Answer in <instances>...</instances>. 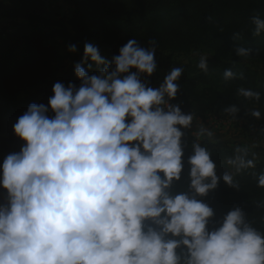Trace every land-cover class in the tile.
Instances as JSON below:
<instances>
[{
	"label": "clouds",
	"instance_id": "clouds-1",
	"mask_svg": "<svg viewBox=\"0 0 264 264\" xmlns=\"http://www.w3.org/2000/svg\"><path fill=\"white\" fill-rule=\"evenodd\" d=\"M251 23L254 36L264 34V18L256 14ZM148 44L130 39L109 60L85 43L83 61L95 72L76 64L79 87L56 82L47 105L32 103L17 119L23 144L0 165V264H264V232L241 208L209 229L214 210L198 197L217 189L220 177L200 143L191 146L187 190H174L184 172L181 128L190 129L194 117L170 103L182 68L173 67L159 88L142 80L157 71V42ZM198 67L208 71L207 57ZM223 75L237 78L230 69ZM239 95L260 100L243 87ZM251 115L261 118L260 111ZM200 135L214 133L201 128ZM235 151L229 164L255 167L246 149ZM222 179L239 188L231 173ZM258 186L264 188V174Z\"/></svg>",
	"mask_w": 264,
	"mask_h": 264
},
{
	"label": "trees",
	"instance_id": "trees-1",
	"mask_svg": "<svg viewBox=\"0 0 264 264\" xmlns=\"http://www.w3.org/2000/svg\"><path fill=\"white\" fill-rule=\"evenodd\" d=\"M140 1L69 2L72 10L67 17L66 29L61 30L47 12L44 0H0V15L4 19L0 25V165L8 154L18 152L23 144L15 135L13 125L30 104H40L39 88L48 82L51 65L60 57L56 46L59 37L67 38L66 43L75 44L78 49L69 67L61 71V82L66 87L70 82L80 86L81 81L75 75L76 64H82L90 75L95 72L96 66L91 60L83 61L85 43H95L101 56L111 60L130 39H136L141 47H149L148 41L155 40L156 52L166 58L149 78V86L159 88L173 67L182 68L181 89L170 103L179 105L184 113H192L201 119L214 114L224 120H240L255 108L252 99L242 102L238 98V83L248 82L249 75L254 73L246 67L238 69L235 64L242 57L235 49L250 46L254 50L261 46L264 34L253 35L255 26L251 17L259 14L264 18V0ZM108 22L114 25L111 27ZM237 34L239 38L234 39ZM195 48L212 52L207 58V72L198 67L199 61L194 64L177 61ZM89 65H92L91 70ZM213 69H221L223 74L230 69L237 78L210 81L208 75ZM240 71L245 74L242 79L239 78ZM19 83L37 90L21 97L15 89ZM259 94L256 108L264 121V87ZM231 105L239 108L238 114L224 111ZM183 143L184 172L175 191L187 190L190 183L188 158L193 154L192 144L200 143L206 147L217 166L220 177L217 189L205 197H198L214 210L209 229L219 226L228 212L239 207L245 212L246 220L264 232V188L258 186V177L264 174V160L254 168L237 167L239 173L233 176L239 188H233L224 183V173L219 169L218 161L223 153L221 143L199 142L189 133H185Z\"/></svg>",
	"mask_w": 264,
	"mask_h": 264
},
{
	"label": "rangeland",
	"instance_id": "rangeland-1",
	"mask_svg": "<svg viewBox=\"0 0 264 264\" xmlns=\"http://www.w3.org/2000/svg\"><path fill=\"white\" fill-rule=\"evenodd\" d=\"M47 12L51 15L53 19L58 22L59 29H66L67 17L72 10L69 2L73 3L78 0H44ZM145 0H141L140 3ZM175 1V0H174ZM4 23V19L0 15V25ZM109 26H113V22H108ZM120 27V26H118ZM65 37L57 38L56 46L59 51L60 57L57 61L53 62L51 65L50 76L48 82L39 88L40 92V103L47 105L49 97L53 93V85L56 82H61V71L69 67L72 63L76 53H72L68 50V44L66 43ZM255 47V46H254ZM251 49V54L244 56L235 65L238 69L246 67L251 71L252 75H249V81H241L238 83L239 89L246 88L254 92H258L264 87V38L261 39V46L257 49H252V47H246ZM211 57L212 52L204 48L193 49L188 56L180 57L177 61L183 64H194L200 61L201 57ZM165 56L157 53L155 55V60L157 65L165 61ZM237 69V70H238ZM241 74L242 71H240ZM245 74H243L244 76ZM210 81H222L224 75L221 69H213L208 75ZM142 80L149 85V77L142 76ZM237 84V82L235 83ZM155 85H153V88ZM15 89L19 96H25L29 93L36 91L35 88H30L26 83H19L15 86ZM239 100L242 102L247 101V98L243 96H238ZM256 101L252 99V104L255 108H251L248 112V116L240 120H230L221 119L214 114L207 116L205 119L194 117L193 125L190 129L181 130L185 133L191 134L199 142L208 141L210 143H221L223 153L218 161L219 169L222 173L225 172L236 175L239 173L237 166L229 164L230 159H234L236 155V149L244 148L248 152L247 159L254 160L255 167L261 161L264 160V121L257 119L251 115L253 111H259L256 108ZM252 106V107H253ZM251 107V106H250ZM257 109V110H255ZM207 128L211 130L214 135L209 138L207 135H200V129ZM0 194L4 195V190L0 188Z\"/></svg>",
	"mask_w": 264,
	"mask_h": 264
}]
</instances>
